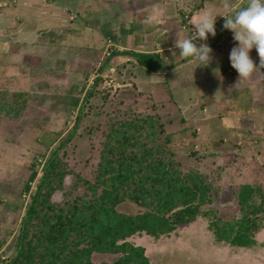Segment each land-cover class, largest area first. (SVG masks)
<instances>
[{
  "label": "rangeland",
  "instance_id": "rangeland-1",
  "mask_svg": "<svg viewBox=\"0 0 264 264\" xmlns=\"http://www.w3.org/2000/svg\"><path fill=\"white\" fill-rule=\"evenodd\" d=\"M225 2L0 0V101L7 103L0 108V264H8L12 254L29 201L22 190L34 159L39 171L40 161L65 142L59 156L91 179L108 118L131 110L153 116L163 128L153 144L172 152L183 172H197L211 185L213 200L204 208L235 220L240 217L238 190L246 183L260 189L264 198V74L254 72L237 82L228 58L236 42L230 30L218 33L220 15L216 37L196 41L212 49L208 66L195 67L173 44L176 32L182 37L192 33L193 15L206 9L223 12ZM227 2L244 6L247 0ZM123 52H158L169 69L140 72ZM110 54L112 59L103 66ZM250 56L258 64L255 48ZM131 64L137 75L129 80ZM14 92L22 96H12ZM73 181L74 175H67L64 188ZM61 198V192L52 196ZM117 210L136 214L142 208L125 200ZM258 221L252 249L216 242L201 216L169 235L140 233L127 241L142 246L151 264H264V213ZM120 256L91 258L94 264H104Z\"/></svg>",
  "mask_w": 264,
  "mask_h": 264
},
{
  "label": "trees",
  "instance_id": "trees-1",
  "mask_svg": "<svg viewBox=\"0 0 264 264\" xmlns=\"http://www.w3.org/2000/svg\"><path fill=\"white\" fill-rule=\"evenodd\" d=\"M223 30L219 27L218 33L224 34ZM123 54L136 62L140 72L169 69L158 52ZM135 65L128 68L129 80L137 75ZM91 89L92 85L85 99ZM20 93L12 96L21 97ZM1 107H7L5 100L0 101ZM81 110L82 107L76 122ZM108 121L101 131V150L91 179L69 168L59 156L65 142L43 163L40 161L39 171L34 159L22 190L28 193L29 201L21 215L8 264H94L93 254L117 253L121 255L117 260L104 264H151L143 247L127 238L140 233L154 238L169 235L198 216L208 220L207 228L218 243L248 249L257 245L254 231L260 227L258 215L264 213L260 189L241 184L237 194L240 217L223 219L216 210L204 208L213 200L208 181L197 172H183L172 152L161 143L153 144L163 132L153 116L131 110ZM69 174L74 175V181L65 189L63 181ZM56 192H61L60 200H52ZM125 200L142 211H118L117 205Z\"/></svg>",
  "mask_w": 264,
  "mask_h": 264
},
{
  "label": "clouds",
  "instance_id": "clouds-1",
  "mask_svg": "<svg viewBox=\"0 0 264 264\" xmlns=\"http://www.w3.org/2000/svg\"><path fill=\"white\" fill-rule=\"evenodd\" d=\"M223 9V12L206 9L193 15L190 19L193 31L188 36L182 37L176 32L173 44L179 49V56L194 61L195 67L208 66L212 49L207 43L197 44L196 41H206L209 35H216V17L220 15L223 17L222 28L230 30L236 42L228 58L230 66L238 73L237 82L247 80L254 72L264 74L261 72L264 68V0H247L244 6L230 4L226 0ZM147 22L151 23V20ZM253 48L259 57L258 64H254L250 56Z\"/></svg>",
  "mask_w": 264,
  "mask_h": 264
},
{
  "label": "crops",
  "instance_id": "crops-1",
  "mask_svg": "<svg viewBox=\"0 0 264 264\" xmlns=\"http://www.w3.org/2000/svg\"><path fill=\"white\" fill-rule=\"evenodd\" d=\"M26 1H30V0H26ZM42 3H43V2H42ZM48 6H52V5H48ZM41 21H42V20H41ZM42 23H43V22H40L39 25L42 24ZM221 28H222V27H221ZM225 30H226V29H224L223 31H225ZM218 32H219V31H218ZM215 37H216V36H215ZM220 41H221V40H220ZM204 68H205V67H204Z\"/></svg>",
  "mask_w": 264,
  "mask_h": 264
}]
</instances>
